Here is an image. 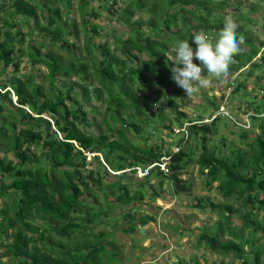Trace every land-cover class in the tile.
I'll list each match as a JSON object with an SVG mask.
<instances>
[{"label": "trees", "instance_id": "obj_1", "mask_svg": "<svg viewBox=\"0 0 264 264\" xmlns=\"http://www.w3.org/2000/svg\"><path fill=\"white\" fill-rule=\"evenodd\" d=\"M31 1L0 0V12L6 7L13 8L7 16L9 22L7 19L4 21L8 25L7 30L3 33L0 30V76L5 78L0 80V259L7 257L15 264H116V261L108 256L115 254L111 251L107 255L105 253L103 238L106 233L87 230L105 223L101 224L100 219L108 217L113 203L131 204L140 201L143 194L140 190L130 195L127 185L120 181L125 178L126 173L133 172L120 173L116 181L104 183L103 175L108 173L100 158L113 171L118 172L135 164L144 167L152 164L160 159L163 147L150 145L142 148L135 145L129 141L121 126L117 124L118 127L115 128L114 125L125 121L120 116L123 111L127 113L128 126L140 131L139 126L133 123V114L126 112L138 113L140 106H143L147 99L145 94H141L143 102L139 101L138 90L134 85L138 80L148 84L155 82L158 86L164 85L162 77L154 80L148 78V75L160 76L158 74L164 70L167 56L176 58L174 49L178 47L179 42L187 40L195 50L196 45L192 42L194 35L203 32L215 44L224 27V16L230 15L234 18L237 9L232 8V11L226 12L228 6L224 0H166V7H174L179 3L180 12L189 14V19L196 23L185 19L182 21L184 32L173 31L177 22L176 14H167L166 8L165 11L161 8L157 19L150 18L148 21L150 34L140 30L139 22L128 23L135 30L133 37H114L117 43L115 50L110 48L107 40L95 43L94 35L97 32L93 26V33L86 32L83 44L90 65L80 62L76 56L71 57L72 60L64 65L59 55L52 52L42 53L43 46H31L28 55L31 62L47 67L50 82L60 76L71 79L67 90L62 93L58 89H51L52 87L45 91L42 85L34 83L31 78L22 79L16 75L22 53L19 51V56L14 55V41L18 44L24 41L19 31L13 32L18 26L16 20L32 19L34 25L41 31L50 33L52 39H58L65 34L66 29L74 27L73 23L62 21L58 7H52V14L48 18V25H54L53 29L40 26L42 4H32ZM108 1L111 3L109 7L102 4L100 8L110 15H115L117 21L122 22L127 18L128 22L131 19L130 6L141 9L146 6L148 0H130L125 8H117L120 0ZM263 2L264 0H259L248 11H240L244 14L243 24L251 21L252 30L256 27L252 10L254 12L260 9ZM89 3L90 0H79L78 5L81 22L85 28L89 24L86 19ZM64 4L70 6V1L65 0ZM187 5L201 7L202 11L197 13L193 9H186ZM151 10L154 12L153 6ZM93 15L98 16L97 12H93ZM262 17L264 30V15ZM244 32V26L237 24L238 38L239 34ZM247 35H244V44L252 45L251 36L248 33ZM60 46L69 47L68 51L71 52L74 44L70 48L69 42L65 40ZM249 47L250 54L254 55L255 47ZM116 50L121 54L120 57L117 56ZM95 51L99 52V59L94 54ZM169 51L173 54L168 55ZM143 54L147 56L146 60L140 59ZM243 58L246 59V56L241 50L234 57L236 64H231L229 68L235 69L243 64ZM137 61L142 63V67L136 66ZM194 63L200 62L194 59ZM261 63L264 64V52ZM89 66L92 73L88 72ZM179 66L183 67L182 64ZM9 67L11 76L4 74ZM171 68L170 65L165 73L166 77L172 76ZM53 85L52 83L51 86ZM242 86L246 88L238 84L234 93H238ZM76 89L82 91L81 96L85 100H88V94L93 95L96 100L106 96L104 116L109 135H88L79 127L87 122V116L79 105ZM161 95H164L163 89H158L157 98ZM259 104L249 105L254 112L252 118L264 113V106ZM167 106H171L173 110L178 109L171 97L167 99ZM176 114L182 118L186 117V114L180 111ZM109 116L112 122H108ZM218 120L219 118L214 120L211 126L214 127ZM163 126L169 130L174 127L170 122ZM259 128V135L254 143L248 145L250 152H239L240 150L235 148L238 152L232 160L219 157L215 146H207V134L211 133V127L209 129L207 125L193 124L188 129L189 139L202 132V151L195 164L201 174L209 178L206 185L210 186L218 180L216 189L219 194L223 198H239L241 206L246 209L239 217L244 229L241 227L235 230L231 226L232 216L236 212L233 205L215 204L208 200L212 210H223L222 220L216 222L213 234L204 232L199 239L207 245L210 252L219 255L233 254L234 258L241 260L243 264H261V255L264 253V244H261L259 239L263 236L254 237V233L259 231L264 235V223L256 221L257 213L264 212V118L259 121ZM241 132L240 137L247 138V131ZM110 135L119 139H112ZM167 143L174 145L170 141ZM3 146L5 149L1 150ZM191 152L190 149L183 150V147L173 153L165 151L171 155V174L164 176L161 172L152 170L151 176L145 178V183L152 187L153 179H157L162 186L167 179H171L176 191L185 190L179 173L193 162ZM88 158L96 163V169H86ZM5 179L9 180L7 184L4 183ZM115 189L119 191L118 195ZM109 197H113L114 202L108 201ZM90 198L93 202L86 203L85 200ZM6 200H9V204ZM129 217L130 215L123 216L124 219ZM150 219L152 217L145 216L141 225H145ZM246 228L251 229L253 233L247 232L244 236ZM132 229L130 226L129 230ZM224 235H227L228 239L223 240Z\"/></svg>", "mask_w": 264, "mask_h": 264}, {"label": "rangeland", "instance_id": "obj_2", "mask_svg": "<svg viewBox=\"0 0 264 264\" xmlns=\"http://www.w3.org/2000/svg\"><path fill=\"white\" fill-rule=\"evenodd\" d=\"M70 6H65V0H32V4H42V17L39 20V24L42 27H48L53 29V26L48 25V18L52 14V7H58L62 15V21L67 20L68 23L74 24V27H69L66 29L64 35H61L58 39H52L50 33H46L40 30L39 27L34 25L32 19L25 20L20 18L16 20L17 28H14L13 32L19 31L23 37L24 41L22 44L16 43L15 45V56H20V68L16 74L22 79L31 78L34 83L40 84L44 87L45 91L47 89H58L59 91L65 92L67 90V85L70 82L68 77H56L51 80L54 84L53 86L47 77L48 69L43 64H33L29 58V52L32 48L40 47L42 53L52 52L60 56L65 65L71 59V57L76 56L79 61L90 65L86 57V52L83 49L84 37L86 32L92 34V27L96 29V34L94 35L95 43H103L107 40L112 50H115L116 42L114 37H120L121 39H126L128 36L133 37L135 32L128 23H140V30L144 31L146 34L151 33V27L148 24L150 18L157 19V16L162 8L167 14H176L177 22L173 31L184 32L185 28L182 23L183 20L188 19L190 23H196L195 21L189 19V14L180 12L177 3L174 7H166V0H148L146 1V6L143 8H136L131 5L129 10L131 13V19L126 22V19L122 22L117 21L115 15H110L108 12L102 8L100 5L109 7L111 4L108 0H90L87 6L86 19L89 22L87 28L82 25L81 14L78 8L79 0H69ZM130 0H120L117 3V8H125ZM196 1V0H195ZM220 0H214V2ZM222 1V0H221ZM227 4L226 12H230L236 8L237 12L235 17L230 15L224 16L223 21L230 17L234 22L239 25L244 26L243 36H251L252 45L242 44L241 50L245 55H249L250 47L253 46L257 50L260 47L264 48V30L262 29L263 15H264V2L260 9L252 10V18L255 20L256 27L254 31L252 30L251 21L247 24H243L242 18L244 17L243 9L249 10L253 7L259 0H224ZM154 7V12L151 7ZM116 8V7H114ZM193 9L197 13L202 11L201 7H194L187 5L186 9ZM239 10V12H238ZM13 11L12 7H6L4 11L0 12V30L1 33L7 30L8 25L5 24V19L10 12ZM93 12H97L98 16H94ZM262 14V15H261ZM9 22V19H7ZM128 20V19H127ZM61 24V22L59 21ZM136 28V26H133ZM158 30V29H157ZM160 31V28L159 30ZM204 31V30H203ZM172 36V34H170ZM161 40L160 38H156ZM67 40L70 44L71 52L68 51L69 47H61V42ZM21 53H20V52ZM262 51V50H261ZM115 52V51H113ZM117 52V53H116ZM117 56H121L118 50H116ZM170 54L173 52L169 51ZM261 53V52H260ZM258 53V55H260ZM74 54V55H73ZM97 58H100L99 52L94 53ZM141 60H146L147 56L143 54L140 56ZM248 58V57H247ZM176 58L167 56L166 64L164 70L158 74L160 76H149L148 78H153L158 80L162 77L164 85L158 86L155 82L148 84L141 80H138L134 87L138 90V98L140 102H143L141 94H145L147 99L143 106H140L139 112L126 111L133 114V123L135 126H139L141 129L137 131L134 127L128 126L127 113L121 112L120 116L125 120L122 123H115V128L121 126L129 141L133 142L135 145H139L142 148L150 145H157L158 148L163 147L169 151H176V147H168V141L171 144H176L179 140V136L172 134L173 129L178 130L179 126L189 125L187 121L205 119L208 116L213 115L214 111L219 109H225L238 121L244 122V113L253 110L250 109L251 104L264 105L263 94H264V64L261 63V58L254 57L249 59H242L243 65L240 67L239 71L230 70L227 78V82H223L222 78L209 77L211 84L206 89H201L198 93L190 99L184 89L177 86L173 81L172 76H167L166 71L172 67H176ZM173 60V61H171ZM136 66H141V62H136ZM131 65V64H130ZM144 66V65H143ZM169 66V68H168ZM197 66H201L200 63ZM2 65L0 64V69ZM184 67V66H183ZM181 67V68H183ZM89 73L92 70L89 66ZM237 72L235 76L233 73ZM7 76H11V67L5 70ZM204 74L207 72L205 70ZM2 76V75H1ZM1 79H5L2 78ZM6 77V76H5ZM56 79L59 81L57 82ZM213 81V82H212ZM237 84L243 85L245 83L246 88H242L238 93H234L235 89H229L228 87L233 82L236 86ZM227 86V88H226ZM234 86V88H235ZM158 89L162 90L164 95L157 98ZM233 90V91H232ZM78 92L77 100L81 106L82 111L85 112L87 116V122L80 124L79 127L88 135L106 134L109 135L110 132L107 129V123L105 122L104 111L106 107L105 98L103 95L99 100H96L93 95L88 94V100H85L81 96V92ZM232 91V92H231ZM231 92V93H230ZM171 97L173 102L177 104L178 109L173 110L170 106H167V99ZM13 101L15 98L13 97ZM77 106V105H75ZM28 111V110H27ZM180 111L186 114L185 118L178 116L176 113ZM254 113V112H253ZM126 118V119H125ZM108 122L110 116L107 117ZM251 119V129L247 131V138L242 139L240 137L241 131L236 130L234 127H238L225 118H219L215 126L212 127L211 123L201 124L207 125L208 128L212 129L211 133L207 134L208 147L215 146L216 153L219 157H223L227 160H232L236 152L234 149H239V152H250L248 145L253 144L255 138L259 135V121L261 118ZM171 120H174L173 122ZM170 124L174 126L172 130L166 129L163 125ZM186 123L185 125L183 123ZM118 124V126H116ZM122 124V125H121ZM179 124V125H178ZM197 125V126H201ZM55 129V128H53ZM201 134L200 131L197 135L190 138L188 143L183 147V150H191V158L193 162L188 164L179 173V179H181L182 185L185 186V190L178 189L176 191L175 186L171 179H167L162 186L158 183L157 179H153L152 187L145 183V179L137 177L134 174L126 173L125 178L121 179V183H125L128 187V192L133 195L137 191H142L143 197L140 201H136L131 204L124 203H113L107 218H101L99 225L93 229L87 231L100 233V231L106 233L103 238V244L105 245L106 255L111 251L115 256L108 254L110 258H113L116 264H243L241 260L234 258L233 254L219 255L210 252L207 249V245L202 242L199 237L204 232L208 234H213L215 232V224L221 219L222 209L212 210L208 205V200L213 203H228L233 205L236 212L232 216V228L235 230L240 229L242 222L240 221V215L246 209L241 206V200L236 197L223 198L222 195L216 189L219 181H214L210 186L206 184L209 178L205 174H201L198 170L199 167L195 164L196 159L201 154ZM58 137L59 134L57 133ZM112 139H119L117 136L110 135ZM5 146L1 147L4 150ZM234 150V151H233ZM41 151V150H38ZM88 155V154H86ZM11 156V155H10ZM101 159L102 164L103 159ZM43 161V158L41 159ZM89 164L86 169H96V163L93 160L87 159ZM90 160V161H89ZM104 165V164H103ZM108 166V165H107ZM110 170L112 168L108 166ZM108 174H104V183H110L117 180V176L120 174H115L109 171L105 167ZM243 171V173H245ZM116 175V176H115ZM9 180L5 179L4 183H8ZM116 195L119 191L115 189ZM99 193L97 198H99ZM85 198H83L84 200ZM108 201L114 202L113 197L107 198ZM9 204V200H6ZM86 203L91 204L93 199L85 200ZM102 205V204H101ZM102 206H106L103 204ZM124 215H130L129 218L124 219ZM145 216H150L148 222L145 225H141V220ZM256 221L263 224L264 223V212L260 211L257 213ZM132 226L133 229L129 230ZM226 230V229H224ZM247 232L253 233L251 229H245L244 236ZM263 236V237H262ZM254 237L260 239V243L264 244V235H261V231L254 233ZM228 239L227 235L223 236V240ZM258 240V239H257ZM247 248H245L246 250ZM0 264H15L10 258L2 257L0 259ZM261 264H264V253L261 255Z\"/></svg>", "mask_w": 264, "mask_h": 264}, {"label": "clouds", "instance_id": "obj_3", "mask_svg": "<svg viewBox=\"0 0 264 264\" xmlns=\"http://www.w3.org/2000/svg\"><path fill=\"white\" fill-rule=\"evenodd\" d=\"M192 42H194V44L196 45L195 50L187 40L179 42L178 47L174 49L176 53V62H174L176 64V67H172L170 69V71L172 72L173 81L177 84L178 87L186 91L187 96L190 99L201 89H206L210 86L211 80L209 79V77L222 78L223 82H227L230 69L229 67L231 64H236L234 57L241 52L240 45L245 42V37L243 36V34H239L238 38L237 24L230 17H228L225 19L224 27L220 31L219 38L215 42V44H213V42L203 32L195 34ZM260 48L262 51L258 48L254 55H251L250 52L248 56L245 55L246 59L247 57L261 58L263 56L264 48ZM258 53H260V55H258ZM194 59L198 60L201 66H197V64L194 63ZM181 64L184 66L183 68L179 66ZM242 65L243 64H240V66L238 65V67H236L235 69L230 70L239 71ZM205 70L207 72L206 75L204 74ZM235 74H237V72L233 73L232 76H235ZM237 85L238 84L236 81V86ZM243 85H245V83ZM234 86L235 85L232 82L228 88L230 90H234L236 88V86L235 88ZM253 114V112L248 110V112L243 114L245 116V119L244 122H242L235 119L232 115L229 114L227 110L219 109L217 111H214L213 115L208 116L205 119H198L194 122L187 121L189 125H185L186 123L184 122L183 124L185 126H179V132L175 134L179 136L178 143L172 146L168 145V147L175 146L176 149H178L177 151H179L181 147H184L186 143H188V129L191 125L212 123L214 120L220 117L229 120L233 124V127L234 124L238 126L234 127L238 131H249L251 129L250 117H252ZM256 117L263 119L264 113L257 115ZM170 133L174 134V129L173 132ZM162 151L163 153L161 154L160 159L146 167H144L143 165L135 164L132 167L126 168L125 170L116 172L110 170L104 161L103 166L107 167L109 171H112L115 174L133 172L134 175H136L137 177L139 176L142 179L150 177L152 170L159 171L162 175L168 176L171 174V170L169 168L171 155L165 153V151H169V149L167 148L166 150L163 149ZM177 151L169 152L173 153ZM91 155L92 154H88L87 156ZM162 156H169L170 158L167 161H164L161 159ZM162 162H165L168 169L167 172L161 169L160 165Z\"/></svg>", "mask_w": 264, "mask_h": 264}, {"label": "built area", "instance_id": "obj_4", "mask_svg": "<svg viewBox=\"0 0 264 264\" xmlns=\"http://www.w3.org/2000/svg\"><path fill=\"white\" fill-rule=\"evenodd\" d=\"M179 132V129L178 130H175L174 129V134H177ZM178 149H176L177 151ZM170 157L169 156H162L161 159L164 160V161H167ZM161 169H163L165 172L168 171L167 167H166V164L165 162H162L161 165H160Z\"/></svg>", "mask_w": 264, "mask_h": 264}]
</instances>
